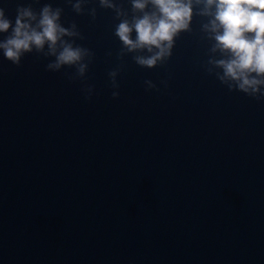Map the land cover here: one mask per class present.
<instances>
[{
  "label": "water",
  "instance_id": "water-1",
  "mask_svg": "<svg viewBox=\"0 0 264 264\" xmlns=\"http://www.w3.org/2000/svg\"><path fill=\"white\" fill-rule=\"evenodd\" d=\"M45 3L95 56L71 81L52 57L0 51V264H264V99L207 73L203 18L146 68L118 59L119 21L98 0L95 19L67 0H0L13 21Z\"/></svg>",
  "mask_w": 264,
  "mask_h": 264
},
{
  "label": "clouds",
  "instance_id": "clouds-1",
  "mask_svg": "<svg viewBox=\"0 0 264 264\" xmlns=\"http://www.w3.org/2000/svg\"><path fill=\"white\" fill-rule=\"evenodd\" d=\"M78 14L87 12L93 19L97 9H87L89 0H67ZM101 8L111 9L119 21L114 34L122 47L118 59L129 54L142 67L154 68L173 54L176 39L182 32L192 31L195 16L201 31L211 42L206 71L230 91H240L257 100L264 99V0H129L131 10L121 0H98ZM62 7L45 3L39 11L30 4L19 5L15 20L0 6V51L3 57L20 66L27 53L52 57L46 68L58 72L65 66L75 68L66 73L71 81L86 79L95 53L76 43L84 39L75 21L62 23ZM111 55V53H109ZM123 63L109 72L111 86L119 89L117 76ZM167 86V81H162ZM148 89L157 88L146 80ZM83 91L91 99L94 86L85 84ZM119 91L112 93L119 97Z\"/></svg>",
  "mask_w": 264,
  "mask_h": 264
}]
</instances>
